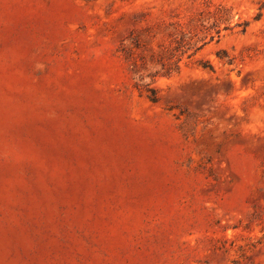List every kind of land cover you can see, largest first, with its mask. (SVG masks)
Returning a JSON list of instances; mask_svg holds the SVG:
<instances>
[{"label":"rangeland","instance_id":"obj_1","mask_svg":"<svg viewBox=\"0 0 264 264\" xmlns=\"http://www.w3.org/2000/svg\"><path fill=\"white\" fill-rule=\"evenodd\" d=\"M0 264H264V0H0Z\"/></svg>","mask_w":264,"mask_h":264}]
</instances>
